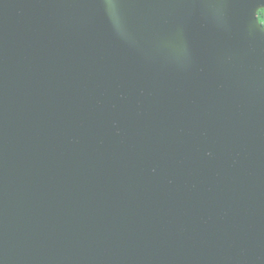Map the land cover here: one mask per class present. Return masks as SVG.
I'll return each mask as SVG.
<instances>
[{"label": "water", "instance_id": "water-1", "mask_svg": "<svg viewBox=\"0 0 264 264\" xmlns=\"http://www.w3.org/2000/svg\"><path fill=\"white\" fill-rule=\"evenodd\" d=\"M264 0H0V264H264Z\"/></svg>", "mask_w": 264, "mask_h": 264}, {"label": "trees", "instance_id": "trees-1", "mask_svg": "<svg viewBox=\"0 0 264 264\" xmlns=\"http://www.w3.org/2000/svg\"><path fill=\"white\" fill-rule=\"evenodd\" d=\"M258 17H259L260 23L264 26V8L259 11Z\"/></svg>", "mask_w": 264, "mask_h": 264}]
</instances>
